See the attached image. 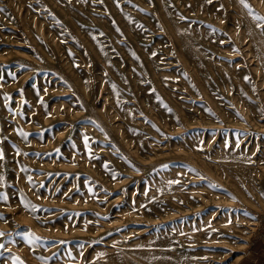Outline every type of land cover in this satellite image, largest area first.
I'll list each match as a JSON object with an SVG mask.
<instances>
[{
    "label": "rangeland",
    "instance_id": "obj_1",
    "mask_svg": "<svg viewBox=\"0 0 264 264\" xmlns=\"http://www.w3.org/2000/svg\"><path fill=\"white\" fill-rule=\"evenodd\" d=\"M264 244V0H0V264H236Z\"/></svg>",
    "mask_w": 264,
    "mask_h": 264
},
{
    "label": "crops",
    "instance_id": "obj_2",
    "mask_svg": "<svg viewBox=\"0 0 264 264\" xmlns=\"http://www.w3.org/2000/svg\"><path fill=\"white\" fill-rule=\"evenodd\" d=\"M236 264H264V244L254 239Z\"/></svg>",
    "mask_w": 264,
    "mask_h": 264
}]
</instances>
